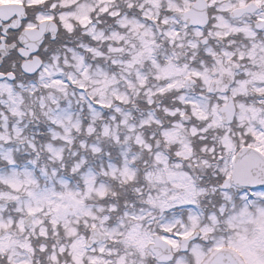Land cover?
<instances>
[{"label": "snow or ice", "instance_id": "obj_1", "mask_svg": "<svg viewBox=\"0 0 264 264\" xmlns=\"http://www.w3.org/2000/svg\"><path fill=\"white\" fill-rule=\"evenodd\" d=\"M0 264H264V0H0Z\"/></svg>", "mask_w": 264, "mask_h": 264}]
</instances>
